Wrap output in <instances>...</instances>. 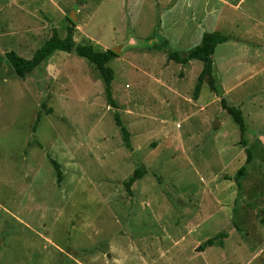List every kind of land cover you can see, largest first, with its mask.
Listing matches in <instances>:
<instances>
[{"label":"rangeland","instance_id":"rangeland-1","mask_svg":"<svg viewBox=\"0 0 264 264\" xmlns=\"http://www.w3.org/2000/svg\"><path fill=\"white\" fill-rule=\"evenodd\" d=\"M71 14L77 44L120 46L107 64L117 109L75 54L56 52L23 79L5 57L65 38ZM212 32L228 37L213 53L227 93L216 87L254 131L247 165L206 78L193 98L202 62L159 49L165 40L185 57ZM261 84L264 0H0V264H264V123L248 98Z\"/></svg>","mask_w":264,"mask_h":264},{"label":"trees","instance_id":"trees-1","mask_svg":"<svg viewBox=\"0 0 264 264\" xmlns=\"http://www.w3.org/2000/svg\"><path fill=\"white\" fill-rule=\"evenodd\" d=\"M67 21L70 23L71 27H68L65 38H60L57 34H53L48 40L43 43V45L39 49L34 52L31 59H24L22 57H19L13 51L6 53L5 57L9 65L12 67L14 74L21 79L25 78L26 75L30 74L34 69L38 68L41 64L45 63L55 52L75 54L76 56L86 60L88 63L95 67L96 71L99 74V77H101L104 82V92L107 102L113 108L117 109V104L112 98L111 92V82L113 80L114 73L113 70L107 66V64L114 57H116V55L113 54L111 50L100 52L97 51L91 45L77 44L74 41L72 34L75 28V24L70 20L69 17H67ZM227 41L228 37L219 32L207 33L203 35L200 45L190 50L185 57H181L178 52L173 51L170 48L169 43L165 40L159 42V49L161 51L163 50L166 53L168 61H173L181 66H186L189 64L190 61L194 60L202 62L203 67L197 77L196 84L194 86L193 98L194 100H197L199 98L202 83L206 78V82L210 91L215 93L220 98L219 104L221 109L231 117L232 121L238 127L240 133L239 145L242 149H244L246 153L245 165H247L252 161L253 156L252 151L247 148V142L244 139V134L246 132L244 116L240 108L229 104L227 99L224 96L220 95L219 89L215 85V80L212 74L213 61L211 56L213 55L217 45L226 43ZM114 120L116 126L120 128L125 147L131 150L132 145L129 139V133L126 128L122 125L117 112L114 114ZM51 163L56 172V180L60 182L62 177L60 166L55 161H52ZM245 170V166L238 169L235 175L236 181H238V179L245 173ZM144 174V169H135L131 176L123 183L126 190L129 192L133 184L139 179H141ZM262 222H264V218L262 219ZM217 237L225 238L226 236L225 234L220 233L216 236V238ZM206 244L208 246H223V243L221 241L216 244L215 240L213 239L207 240Z\"/></svg>","mask_w":264,"mask_h":264},{"label":"crops","instance_id":"crops-1","mask_svg":"<svg viewBox=\"0 0 264 264\" xmlns=\"http://www.w3.org/2000/svg\"><path fill=\"white\" fill-rule=\"evenodd\" d=\"M56 53V52H55ZM52 57V56H51ZM50 57V58H51ZM211 58H212V61H213V63H212V69H213V78H214V80H215V85H217L218 87H222V91H224V92H226L227 91V89H226V87L224 86V84L222 83V80L221 79H218L217 77L215 78V74H216V72H215V61H214V57H213V55L211 56ZM190 63V66L192 65V61H190L189 62ZM35 70V69H34ZM27 76V75H26ZM252 80V79H251ZM237 85V84H236ZM236 85L234 84V89H235V87H236ZM263 87L264 86H262V84L258 87L259 89H258V91L260 92L259 93V95H255L254 93H250L249 95H248V98H249V102L251 103H249L250 104V106L251 107H253L254 109H255V111L257 112V114H256V116H255V120H254V122L253 123H256V124H260V126L262 125V123H264V120H262V117H260V116H263V112H264V110L262 109V105H261V103L259 102V99L261 98V99H263L264 100V95H260L261 93H262V90H263ZM229 89L231 90V89H233V87L231 86V87H229ZM233 89V90H234ZM249 90H247V92H248ZM227 93V92H226ZM200 96V95H199ZM247 126V125H246ZM218 132H220L221 133V129L218 131ZM249 133L250 134H254V131L253 132H250V131H248V128L246 127V132H245V135L246 136H250L249 135ZM256 135L257 136H259V138H260V143H263L264 144V133H262L260 130H258L257 132H256ZM246 142H247V146H249V143H248V140H246ZM264 154V153H263ZM252 155H253V152H252Z\"/></svg>","mask_w":264,"mask_h":264},{"label":"water","instance_id":"water-1","mask_svg":"<svg viewBox=\"0 0 264 264\" xmlns=\"http://www.w3.org/2000/svg\"><path fill=\"white\" fill-rule=\"evenodd\" d=\"M73 15H74V14H73ZM73 15L71 14V15L69 16V18H70V20H71L72 22H75V17H74ZM119 47H120V46L111 49V52H112L113 54H115V55H119V54H120Z\"/></svg>","mask_w":264,"mask_h":264}]
</instances>
